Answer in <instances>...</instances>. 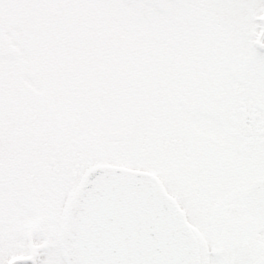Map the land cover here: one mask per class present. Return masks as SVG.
<instances>
[{
    "label": "snow or ice",
    "instance_id": "1",
    "mask_svg": "<svg viewBox=\"0 0 264 264\" xmlns=\"http://www.w3.org/2000/svg\"><path fill=\"white\" fill-rule=\"evenodd\" d=\"M0 264H264V0H0Z\"/></svg>",
    "mask_w": 264,
    "mask_h": 264
}]
</instances>
